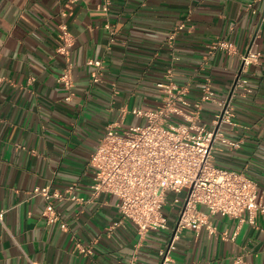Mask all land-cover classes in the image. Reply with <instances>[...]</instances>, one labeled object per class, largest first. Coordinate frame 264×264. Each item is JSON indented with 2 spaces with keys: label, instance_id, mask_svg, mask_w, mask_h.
Segmentation results:
<instances>
[{
  "label": "crops",
  "instance_id": "obj_1",
  "mask_svg": "<svg viewBox=\"0 0 264 264\" xmlns=\"http://www.w3.org/2000/svg\"><path fill=\"white\" fill-rule=\"evenodd\" d=\"M61 22L70 34L65 52L57 51ZM217 39L230 50L209 53ZM249 49L261 54L242 73L252 91L233 97L235 123L225 128L242 144L218 141L213 154L218 166L254 178L264 197V0H0V264H158L170 230L140 234L118 212L117 197L52 198L67 222L62 229L42 215L47 200L33 191L74 184L88 199L89 160L110 123L121 121L123 130L143 123L132 109L160 104L157 83L168 69L190 101L206 84L228 97ZM89 59L103 62L99 82ZM65 72L70 90L60 81ZM217 109L206 101L199 120L209 122ZM244 216L215 213L213 231H181L175 264H233L239 255L264 264V215L253 223ZM169 218L172 227L177 218Z\"/></svg>",
  "mask_w": 264,
  "mask_h": 264
},
{
  "label": "built area",
  "instance_id": "obj_2",
  "mask_svg": "<svg viewBox=\"0 0 264 264\" xmlns=\"http://www.w3.org/2000/svg\"><path fill=\"white\" fill-rule=\"evenodd\" d=\"M59 27L64 45L57 51L65 52L66 45L71 43L70 34L65 22H61ZM182 27L183 24L180 25ZM217 49L230 50V43L224 39L212 41L209 53ZM260 55V52L250 49L242 55L241 72L225 98L216 97L210 85L206 84L200 98L190 101L187 98L188 86L177 84L172 70L168 69L163 80L157 83L161 92L160 104L152 109H132L133 114L145 119L143 123L130 125L123 131L119 130L121 121L107 126L89 160L94 176L88 199L75 193L74 184L64 191L35 187L33 192L42 194L47 200L42 215L49 223L60 222V227L67 229V222L61 219L52 198L89 201L102 193L115 196L118 212L129 218L140 234L151 229L170 230L165 245L159 250L158 264H175L173 252L184 229L213 231L208 215L220 213L245 221L244 215L247 214L251 223L257 214L264 215V197L258 182L244 171L218 166L213 154L218 141L233 148L242 144L241 139L229 140L225 128L235 123L233 97H246L252 91L249 79L242 73ZM87 64L95 67L92 80L99 82L102 60L89 59ZM60 81L69 90L74 85L68 72L62 74ZM70 97L68 94L66 99ZM206 101L215 102L218 109L209 122H201L199 114ZM169 202L180 205L172 227L164 211ZM198 204L205 205L208 212L200 210ZM3 216L4 211L0 210L1 222ZM81 251L89 249L82 248ZM31 264L38 263L31 261ZM233 264L249 263L239 255Z\"/></svg>",
  "mask_w": 264,
  "mask_h": 264
},
{
  "label": "rangeland",
  "instance_id": "obj_3",
  "mask_svg": "<svg viewBox=\"0 0 264 264\" xmlns=\"http://www.w3.org/2000/svg\"><path fill=\"white\" fill-rule=\"evenodd\" d=\"M120 131H123V129H119ZM171 205L170 202L165 206V214L167 215V217L169 218V216H171V219H175L178 217V212L177 211H172L171 210ZM170 219V218H169Z\"/></svg>",
  "mask_w": 264,
  "mask_h": 264
}]
</instances>
